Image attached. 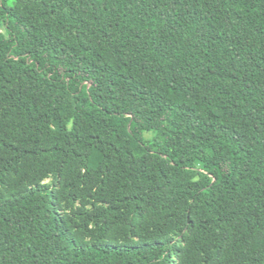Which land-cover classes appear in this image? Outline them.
<instances>
[{
  "label": "trees",
  "instance_id": "trees-1",
  "mask_svg": "<svg viewBox=\"0 0 264 264\" xmlns=\"http://www.w3.org/2000/svg\"><path fill=\"white\" fill-rule=\"evenodd\" d=\"M0 264H264V0H0Z\"/></svg>",
  "mask_w": 264,
  "mask_h": 264
},
{
  "label": "rangeland",
  "instance_id": "rangeland-1",
  "mask_svg": "<svg viewBox=\"0 0 264 264\" xmlns=\"http://www.w3.org/2000/svg\"><path fill=\"white\" fill-rule=\"evenodd\" d=\"M150 135H147V137H149Z\"/></svg>",
  "mask_w": 264,
  "mask_h": 264
}]
</instances>
